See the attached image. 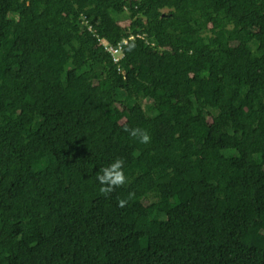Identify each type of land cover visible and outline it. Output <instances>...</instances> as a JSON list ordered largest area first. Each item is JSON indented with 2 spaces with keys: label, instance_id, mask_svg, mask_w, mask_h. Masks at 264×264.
<instances>
[{
  "label": "trees",
  "instance_id": "obj_1",
  "mask_svg": "<svg viewBox=\"0 0 264 264\" xmlns=\"http://www.w3.org/2000/svg\"><path fill=\"white\" fill-rule=\"evenodd\" d=\"M0 264H264V0H0Z\"/></svg>",
  "mask_w": 264,
  "mask_h": 264
},
{
  "label": "clouds",
  "instance_id": "obj_2",
  "mask_svg": "<svg viewBox=\"0 0 264 264\" xmlns=\"http://www.w3.org/2000/svg\"><path fill=\"white\" fill-rule=\"evenodd\" d=\"M125 131L129 133L131 137L138 138L140 143L147 144L150 142V135L147 130L137 128H125ZM125 160L122 158H117L107 167H103L99 170L96 175V179L99 181L102 187L100 188V193L102 195L111 194L117 187L123 186L127 182V177L124 172ZM131 197L132 194L130 193ZM128 203L126 199H120L118 201V206L123 208Z\"/></svg>",
  "mask_w": 264,
  "mask_h": 264
},
{
  "label": "built area",
  "instance_id": "obj_3",
  "mask_svg": "<svg viewBox=\"0 0 264 264\" xmlns=\"http://www.w3.org/2000/svg\"><path fill=\"white\" fill-rule=\"evenodd\" d=\"M90 26L88 27V30H90ZM133 37L129 36L127 39H123L120 43H118L115 46L109 45L106 42L98 39V42H100L101 46L103 47L104 51L108 52L111 56V59L113 62H117L119 59H121L124 55L123 53V46L127 44L128 40H131Z\"/></svg>",
  "mask_w": 264,
  "mask_h": 264
}]
</instances>
